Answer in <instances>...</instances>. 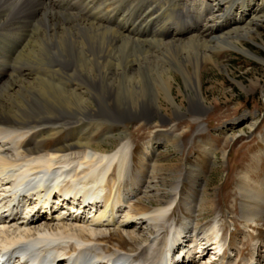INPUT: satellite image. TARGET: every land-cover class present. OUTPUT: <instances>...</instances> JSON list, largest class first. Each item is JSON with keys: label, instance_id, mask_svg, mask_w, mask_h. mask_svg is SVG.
Listing matches in <instances>:
<instances>
[{"label": "bare ground", "instance_id": "6f19581e", "mask_svg": "<svg viewBox=\"0 0 264 264\" xmlns=\"http://www.w3.org/2000/svg\"><path fill=\"white\" fill-rule=\"evenodd\" d=\"M30 19L37 49L20 52L21 61H69L80 83L67 89L26 67L16 76L0 72V259L18 263L28 254L44 264H193L209 247L212 259L223 257L221 227L201 220L214 205L203 166L217 165L214 147L201 141L209 158L187 163L168 185L157 157L176 136L149 139L135 165L124 124L169 123L163 95L176 116L211 109L203 76L210 66L221 69V55L236 52L264 64L246 45L264 50L258 42L264 0H0L1 24L29 27ZM176 75L187 90L186 111L173 94ZM22 175L26 187L16 192L13 181ZM248 180L239 185L241 212L256 223L264 218V181L257 191ZM178 205L185 208L180 219Z\"/></svg>", "mask_w": 264, "mask_h": 264}, {"label": "rangeland", "instance_id": "374dc122", "mask_svg": "<svg viewBox=\"0 0 264 264\" xmlns=\"http://www.w3.org/2000/svg\"><path fill=\"white\" fill-rule=\"evenodd\" d=\"M68 20V23L72 24V18L68 17ZM65 22V19L61 18V23L65 24ZM34 24V19L29 20V27L21 28L17 26L11 28L0 23V72L6 71L7 74L12 73L16 76L19 68L26 67L28 73L33 71L32 76L35 78L52 80L55 83H62L64 88L73 89L80 81L72 76L75 67L71 62L49 57L45 61L30 58L29 61L22 60V63L20 52L27 51L30 47L35 49L33 42L37 35L34 32ZM75 30L77 31L76 28L73 31L76 32ZM261 32L262 39H258V42L263 43V27ZM12 38L13 44L10 43ZM26 43H28L27 49H24ZM246 45L264 58L262 48L250 42H246ZM217 60L221 69L210 66L203 76L204 95L207 102L213 105L211 109L187 113L186 116H176L173 106L163 95L160 97V105L163 113L170 118V122L128 119L124 124L128 131L124 142L132 145L133 158L137 165L149 139L163 140V133L175 135L177 139L174 138L167 151L160 150V155L157 157V165L163 167L161 172L168 178V185L175 181V177L186 171L187 163L209 158L206 147L201 141L211 144L217 156V165L203 164V166L207 171L205 177L207 192L214 205L201 215V220L218 223L221 227L224 256L216 258L217 260L212 259L214 250L209 247L210 251L202 255V258L196 255L193 264H228L230 261L232 264L256 262L264 264V218L258 219L256 223L244 219L239 190V185L245 176L251 179L248 180V185L257 191H260L259 184L264 181V64L236 52L221 55ZM176 77L173 94L177 103L186 111L189 109L187 90L182 78L179 75ZM254 85L257 87L253 91L246 92ZM179 88L182 93L179 92ZM80 113L77 115L78 118H83ZM196 115L200 117L198 122L192 121ZM246 115L251 116L252 119L239 123V120ZM77 116L72 118L75 119ZM64 117L67 119L71 116ZM38 122L44 123L47 120L42 119ZM253 123H256V126L252 130ZM105 129L106 126L101 127L95 138H99L100 134L106 131ZM231 136L235 137V140L232 141ZM113 142L116 143L115 140H111V143ZM47 143L54 144V141ZM172 143L180 144L182 148L175 149L171 146ZM101 146L107 149L114 148V145L109 143ZM184 210V206L176 207L175 213L178 219L183 216Z\"/></svg>", "mask_w": 264, "mask_h": 264}]
</instances>
